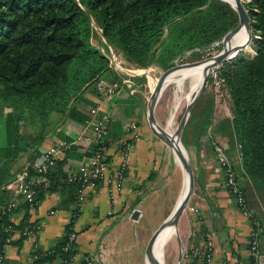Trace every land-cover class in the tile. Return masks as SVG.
Wrapping results in <instances>:
<instances>
[{
	"label": "trees",
	"instance_id": "16d2710c",
	"mask_svg": "<svg viewBox=\"0 0 264 264\" xmlns=\"http://www.w3.org/2000/svg\"><path fill=\"white\" fill-rule=\"evenodd\" d=\"M244 4L252 20L256 53L242 52L221 63L219 77L231 115L216 120L213 129L229 137L228 152L239 149L237 169L244 177L242 188L249 205L254 202L255 217L264 225V207L250 195L255 189L264 197V0H244ZM238 22V11L225 0H0V122L4 132L0 140V185L23 169L30 152L54 126V113L57 121L72 118L86 122L88 115L79 110L77 101L87 90L98 92V79L121 80L125 76L93 42L98 33L96 24L134 66L158 64L167 68L177 56L223 39ZM103 44L109 50L108 43ZM208 97L204 103L205 93L201 94L192 109L193 122L199 121L195 133L199 146L200 137L213 123L215 92L212 90ZM7 106L9 110H5ZM22 121L36 127L38 133L24 131ZM211 144L215 151L212 140ZM64 175L51 178L49 186L74 184L77 195L80 185L62 181ZM43 193L38 184L34 204L27 199L23 204L27 209L37 205ZM15 208L17 205L5 207L1 214L0 255L7 243H21L40 227L29 222L28 215L19 224L13 222L9 215ZM77 215L55 246L36 247L31 264H47L55 257L60 258V264L78 253L76 241L65 248ZM9 225L21 230L10 240ZM6 261L16 264L8 257Z\"/></svg>",
	"mask_w": 264,
	"mask_h": 264
},
{
	"label": "crops",
	"instance_id": "0c3cea01",
	"mask_svg": "<svg viewBox=\"0 0 264 264\" xmlns=\"http://www.w3.org/2000/svg\"><path fill=\"white\" fill-rule=\"evenodd\" d=\"M144 74L146 72L142 75ZM148 76L150 83L152 76L158 80L154 75ZM142 84L140 79H135L132 90L123 85L120 93L111 97L87 90L85 97L77 101L79 110L86 115L89 108L96 104L112 113L111 128L105 140V151L109 160H120L119 146L122 137L126 135L125 126L130 119L137 121L140 135L135 139L124 186L116 188L113 195L109 186L105 184L88 187L84 189L82 198L76 195L74 184L63 187L49 186L51 178L56 180L61 174L66 175L75 171L84 157L80 156L83 153L82 146L59 152L57 163L47 174H34L40 187L44 189L43 197L38 204L27 209L23 204L24 198H19L17 208L10 212L9 218L16 224L21 223L28 215L29 222H37L40 225L38 232L29 234L21 243L14 242L7 246V257L11 262L33 263L36 247L47 249L55 246L64 235L66 225L73 215L78 213L74 222L77 233V264H133V256L137 253L133 242L134 229L138 225L141 227L157 210L158 201L164 198L167 188L170 187L171 168L174 163L171 153L167 150V143L151 128L148 110L146 114L144 113L145 100L139 98L140 93L145 92L140 88ZM147 108L149 109V106ZM216 112L214 111L212 116L215 121L231 115L222 109ZM53 117L54 126L48 128L49 131L46 132L43 141L28 155L29 159L41 156L57 139L72 138L84 129L85 122L72 118L57 121L56 113ZM33 131L30 133L34 135L38 133L37 130ZM194 132H197L196 127ZM207 134L204 132L200 137V146L195 144L199 149L202 171L204 168L207 170V177L202 185L200 200L191 207L193 214L190 223L185 224V230L189 227L186 230L188 235L185 264L193 261L196 264H203L205 233L210 229L216 234L214 264H251L249 240L252 220L240 212L235 196L227 184L225 169L218 162L210 135ZM216 134L221 136L220 132ZM235 150L238 151L236 154H232L233 152L229 154H232L238 168L239 149ZM23 154H27V150ZM13 179L0 185V219L1 214L5 212L6 204L16 195V187L10 185ZM250 207L255 211L252 204ZM52 209L56 210L55 213H50ZM168 214L160 219L159 224ZM19 235L18 229L14 237ZM262 242L264 245V228ZM86 255L92 257L91 262H86L84 258ZM59 262L60 258L55 257L47 264Z\"/></svg>",
	"mask_w": 264,
	"mask_h": 264
},
{
	"label": "rangeland",
	"instance_id": "374dc122",
	"mask_svg": "<svg viewBox=\"0 0 264 264\" xmlns=\"http://www.w3.org/2000/svg\"><path fill=\"white\" fill-rule=\"evenodd\" d=\"M95 26L97 28L98 33L96 32L94 34L93 42L99 45L109 55L110 62L115 68V70H116V64L119 63L125 67L139 68L131 64L128 60H126L121 54V52L116 50L112 45L110 46L108 44L110 47L108 50L103 44V41L106 42V38L102 35L99 26L97 24ZM228 42L231 44L232 37L231 40L229 39ZM225 44L226 43L224 39H220L212 43L211 45L203 46L195 49L194 51H199L200 52L199 54H193L194 51L186 52L185 54L177 56L174 59V61H172V64L170 66L177 63H184V62L193 63V62H199L205 59H209L212 56H215L218 53H220L226 47ZM242 52L249 55H253L256 53V48L253 43V38L251 43L245 49H243L242 51H240L230 59L236 57L238 54ZM113 54H115V57L113 56ZM220 66L221 64L216 66L214 69L211 68L212 71L211 69H207L201 72L193 71L178 75L171 81V83L167 87H165L156 105L155 114L159 123L163 125L171 134L180 137V140L182 139L183 144L187 149L193 167V171L195 174V187L191 199L186 209L181 214L177 226L172 225L170 232L166 235V242L164 244L166 264H185L184 258L187 252V235H188V232L186 230L189 228L186 227L185 230L184 229L185 224L190 223L189 220L193 214V210L191 209V207L193 205H196L197 201L200 200V194L203 188L202 185H204L203 184L204 179H206L207 177V170L204 168V171H202V165L200 163V157H199V149L196 147V145L199 144H197L196 142V135L194 132V128L196 127L197 124H199V121L193 122L194 119L192 120L191 117L193 111L191 110L183 130L181 134H179L180 132L179 128L181 124L180 121L182 120L183 116L187 111L189 102L193 100L196 92L199 91L207 76L208 77H207L206 87L203 91V93H205V98H203V102L206 103L208 101L209 99L208 95L213 90L215 92L214 111L218 112V110L222 109L223 111H227L231 113V110L229 108V103L227 102V98L224 95V90L222 86L223 81L220 82V80H222V78L220 79L219 77ZM141 68H144L146 70V74L139 77L138 80L140 79V81L143 83L140 88L145 92L140 93L139 98L140 99L142 98L143 101L145 100V107H143V109L145 111L144 113L146 114L148 110L147 106L149 105L152 88H154L157 83V79H154L153 76H152V81L150 83V77L148 76V74L154 75L155 78H159L161 72L164 71L166 68H163L158 64H153L151 66L141 67ZM123 75L126 76L127 74L123 73ZM143 77L145 78L143 79ZM97 90L98 92H100L98 88ZM9 109L10 107L7 106L5 110H9ZM199 111H200V107L197 108V112L195 113L198 114ZM130 121H132V119H130ZM214 121L215 118L213 120V123L209 125L210 128L212 127V129L208 128L209 127L208 126L206 132L210 135L211 140L213 142L214 141L222 142L226 146L227 153L229 154L228 148L230 146L229 145L230 139L228 136L222 137L216 134V131H214L213 129L215 124ZM21 126L24 131L34 132L33 130H37L35 129L36 127L34 128L27 121L26 122L22 121ZM215 134L217 135V137L215 136ZM3 136H4V132L2 130V124L0 122V140L2 139ZM167 150L169 153H171L172 158L174 160L173 166L171 168L170 187L167 188L168 190L166 194H164V198H161L158 201L157 210H155L154 213L149 218L146 219V222H144L141 227H139L138 225L134 229L133 242L137 253L135 256H133V264H154L155 244L153 245L152 248V257H150L147 254V247L149 245V241L155 231L154 229L155 228L157 229L158 226L160 225L159 224L160 219L167 213L169 214L171 213V211L174 209V207L176 206L178 200L181 198L183 193L184 173H185L183 158L181 155L177 153V151L174 149L172 145L170 146L168 145ZM236 151L237 150H232L233 154H236L238 152ZM229 156L232 159H234L232 154H229ZM238 166H240V164ZM181 171L183 173V176ZM240 178L243 185L244 177L242 176ZM250 195L252 197H256L257 200L259 199L260 204L264 207V197L258 191H255V189H253L250 192ZM252 204H254L253 200H252ZM180 254H182L181 260L179 259Z\"/></svg>",
	"mask_w": 264,
	"mask_h": 264
},
{
	"label": "built area",
	"instance_id": "2783aa9c",
	"mask_svg": "<svg viewBox=\"0 0 264 264\" xmlns=\"http://www.w3.org/2000/svg\"><path fill=\"white\" fill-rule=\"evenodd\" d=\"M113 56L115 57V54ZM116 69L120 73H126L127 75L123 76L121 80L98 79L96 85L100 93L110 97L114 96L120 93L123 85H127L132 90L135 80L134 76L142 75L145 71L141 67L129 68L120 63L116 64ZM111 121L112 113L110 111L102 108L100 104L91 106L84 129L79 135L73 136L70 140L59 138L41 156L30 158L27 161L23 169L11 181L10 185L16 187V195L6 204V208L11 209L15 207L20 197L29 200L31 205H33L36 186L39 184L34 174H47L57 163L58 153L73 146H82L81 150L85 155L79 162L77 169L64 175L61 179L64 182H76L80 185L78 190L79 198L83 197L85 188L95 187L99 184L109 186L112 195L116 188L123 187L130 169V159L135 146V139L140 135L139 127L135 120L126 124V135L122 137L119 146L121 158L119 161L109 160L103 142L109 133ZM213 144L217 154V160L225 169L227 184L235 196L240 212L252 220L253 226L249 240V250L252 257L251 264H264V245L262 242L263 222L260 218L255 217L254 210L248 203L245 191L240 182V173L236 169L234 160L227 153L226 146L222 142L214 141ZM94 145H97L95 149H93ZM55 211L52 209L50 213H55ZM8 230L11 232L8 237V240H10L14 237L16 229L12 225H9ZM19 231L21 232V230ZM76 238L77 233L73 229L70 232L69 241L65 245V248L67 249L72 241H76ZM8 245V243L5 245L4 251L0 255L1 264H8L6 261ZM215 248L216 234L210 229L205 233L203 264H214ZM84 258L88 263L92 260L91 256L86 255ZM76 262L77 254L71 258L63 259L60 264H77Z\"/></svg>",
	"mask_w": 264,
	"mask_h": 264
},
{
	"label": "water",
	"instance_id": "95a60500",
	"mask_svg": "<svg viewBox=\"0 0 264 264\" xmlns=\"http://www.w3.org/2000/svg\"><path fill=\"white\" fill-rule=\"evenodd\" d=\"M227 2H229L239 13V23L232 28L231 30H229L225 36L223 37L224 41L226 39L229 38V36L234 33L236 30H238L241 26L242 23L245 20H247L248 22V26H249V35L247 40L241 44V45H237V46H233L232 48H228L226 47L225 49H223L220 53H218L213 57H217L218 58V65L223 63L226 60H230L231 57H233L232 53L236 52L239 53L240 51H242L243 49H245L252 41L253 38V25H252V20L250 17V14L248 12V9L246 8L245 4H244V0H235L236 3L234 4L231 0H225ZM106 38V37H105ZM106 42L111 46L109 40L106 38ZM196 63V62H193ZM193 63H188V62H184V63H177L174 64L168 68H166L164 71L161 72L158 81L155 85L154 88H152L151 91V96H150V100H149V109H148V119L151 125V128L153 130V132L159 136L162 140H164L168 145H170V142L174 140L173 135L163 126L159 123L156 114H155V110H156V105L158 103L159 98L161 97L163 91H164V83L167 79L168 74L180 67V66H185V65H189V64H193ZM146 72V70L144 71ZM208 77V76H207ZM207 77L205 78L201 88L199 89V91L196 92L193 100L191 102H189L188 107H187V111L185 113V115L183 116L182 120H181V124H180V132L179 134H181L187 120L188 117L190 115V112L194 106V104L196 103V101L198 100V98L200 97V95L203 93L205 87H206V82H207ZM185 164L186 167L189 169L190 171V175H189V188L187 191V194L176 204V206L174 207V209L171 211V213L164 219V221L158 226V228L154 231L150 241H149V245L147 247V254L149 256L152 255V247L153 244L158 236V234L160 233V231L169 223H175L176 225L178 224L179 218L181 216V214L183 213V211L186 209L191 196L194 192V187H195V174L193 171V167L192 164L189 161L185 160ZM179 259H182V254L179 255Z\"/></svg>",
	"mask_w": 264,
	"mask_h": 264
},
{
	"label": "bare ground",
	"instance_id": "6f19581e",
	"mask_svg": "<svg viewBox=\"0 0 264 264\" xmlns=\"http://www.w3.org/2000/svg\"><path fill=\"white\" fill-rule=\"evenodd\" d=\"M234 4L236 3L235 0H231ZM249 35V26L247 20L244 19L242 26L236 30L234 33H232L228 39L225 40V46L228 48H232L233 46L241 45L243 44ZM232 37V42L231 44L228 42L229 39L231 40ZM225 47V48H226ZM224 48V49H225ZM236 55L237 53L234 52L232 53ZM216 66H218V58L217 57H211L209 59H205L203 61H199L193 64L185 65V66H180L174 70H172L168 76L167 79L164 83V86L167 87L171 81L177 77L180 74L187 73V72H201L207 69H214ZM211 69V71H212ZM158 81V80H157ZM165 89V88H164ZM173 135V134H172ZM174 140L170 142V145H172L177 153L182 156L183 162H184V189L181 198L178 200V202L187 194L188 188H189V175L190 171L186 167L185 160L190 161L187 149L185 145L183 144V141L180 140V137L173 135ZM177 202V203H178ZM177 226L175 223H169L167 224L158 234L154 244V264H166V259H165V249H164V244L166 242V235L170 232L171 226ZM153 244V245H154ZM153 248V247H152ZM152 257V255L150 256Z\"/></svg>",
	"mask_w": 264,
	"mask_h": 264
}]
</instances>
